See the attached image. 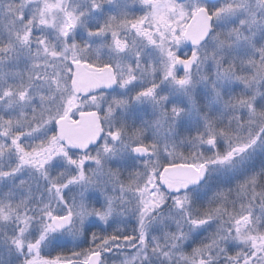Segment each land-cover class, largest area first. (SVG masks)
Segmentation results:
<instances>
[{"label":"snow or ice","instance_id":"1","mask_svg":"<svg viewBox=\"0 0 264 264\" xmlns=\"http://www.w3.org/2000/svg\"><path fill=\"white\" fill-rule=\"evenodd\" d=\"M0 264H264V0H0Z\"/></svg>","mask_w":264,"mask_h":264}]
</instances>
